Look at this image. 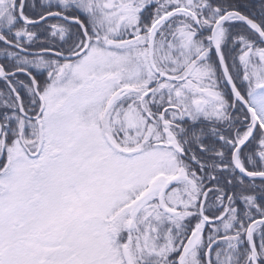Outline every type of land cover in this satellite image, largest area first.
Masks as SVG:
<instances>
[{"label":"snow or ice","instance_id":"snow-or-ice-1","mask_svg":"<svg viewBox=\"0 0 264 264\" xmlns=\"http://www.w3.org/2000/svg\"><path fill=\"white\" fill-rule=\"evenodd\" d=\"M0 264H264V0H0Z\"/></svg>","mask_w":264,"mask_h":264}]
</instances>
